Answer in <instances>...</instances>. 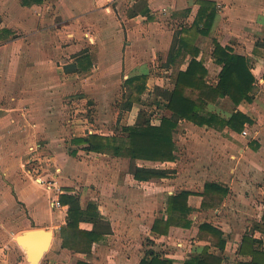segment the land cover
Returning a JSON list of instances; mask_svg holds the SVG:
<instances>
[{
  "label": "crops",
  "instance_id": "0c3cea01",
  "mask_svg": "<svg viewBox=\"0 0 264 264\" xmlns=\"http://www.w3.org/2000/svg\"><path fill=\"white\" fill-rule=\"evenodd\" d=\"M210 1L212 26L194 39L185 31L199 12L198 0H0V264H140L152 252L184 264L204 245L221 264H264V0ZM183 36L194 39L192 49L189 43L181 47ZM216 42L247 57L255 77L253 99L235 106L229 97L219 98L204 114L229 118L241 111L251 120L241 131L179 119L176 159L165 163L87 152L73 143L93 131L78 124L87 120V110L71 111V105H107L110 118L117 92L129 89L127 101L128 80L138 75L149 76L142 101L151 93L156 99L157 88H174L193 49L208 71L206 82L216 85L222 70L214 60ZM136 105L126 125L136 123ZM171 115L157 108L151 124ZM36 143L43 156L30 174L25 162ZM181 148L204 150V162L180 164ZM134 164L169 172L139 181L131 172ZM38 171L51 187L34 179ZM207 183L220 185L225 194H205ZM183 190L190 192L191 226L171 225L166 234H156L152 226L166 217L168 197ZM65 193L77 195L83 209L89 202L97 206L98 223L80 222L81 229L99 236L89 250L64 246ZM55 198L60 207L52 205ZM203 222L222 231V249L199 238ZM34 228L52 233L37 263L16 240ZM245 236L251 240L245 243Z\"/></svg>",
  "mask_w": 264,
  "mask_h": 264
},
{
  "label": "trees",
  "instance_id": "16d2710c",
  "mask_svg": "<svg viewBox=\"0 0 264 264\" xmlns=\"http://www.w3.org/2000/svg\"><path fill=\"white\" fill-rule=\"evenodd\" d=\"M43 0H24L25 3L42 2ZM200 9L194 23L185 34L193 33L194 39L199 33L208 34L215 17V3L210 0H198ZM194 39L183 36L180 39L181 47L193 48ZM198 50L191 51L192 59L185 71H178L174 78L173 89L157 88V98L151 100V104L157 108H166L172 111L171 117L163 116L160 125H152V114H147L144 109H139L138 118L133 125H124L122 133L103 134L98 131L89 133L87 136L76 137L73 143L81 145L87 152L109 154L116 157L130 158L153 162H171L176 159L177 144L174 139V131L179 119H186L198 125L209 124L211 126L230 128L241 131L246 122H250L241 111H234L229 118L220 116L210 111L204 114L208 103H215L219 98L229 97L235 106L243 100L251 101L254 90L255 77L250 70L246 56L229 51L227 46L215 43L214 60L222 66L219 80L216 85L208 84L205 80L208 73L203 60H197ZM148 75H138L130 78L128 84L130 94L126 101L127 110L134 103L143 104L142 94L146 90ZM76 153V151H73ZM131 172L135 179L147 181L165 177L169 170L134 164ZM226 190L215 183L205 185V194L220 196ZM189 191H181L170 195L167 201L166 217H157L153 223L152 231L156 234H166L171 225L189 227L192 220L189 214L192 208L188 205ZM222 196V195H221ZM63 204L69 206L67 225L62 229L64 246L74 250H89L93 240H96V231L80 228V222L91 220L99 222L97 206L89 202L83 209L80 198L75 194L65 193L60 198ZM199 238L209 240L219 248H223L225 241L222 231L208 222L199 225ZM250 237H244L243 241H250ZM245 243L242 244L243 248ZM242 250V249H241ZM256 255V252H253ZM261 255L262 253L259 252ZM258 254V255H259ZM140 264H173V260L161 257L158 253H150L149 257L142 259ZM184 264H221V257L210 251V245H204L197 257L187 259Z\"/></svg>",
  "mask_w": 264,
  "mask_h": 264
},
{
  "label": "rangeland",
  "instance_id": "374dc122",
  "mask_svg": "<svg viewBox=\"0 0 264 264\" xmlns=\"http://www.w3.org/2000/svg\"><path fill=\"white\" fill-rule=\"evenodd\" d=\"M165 81L167 85L171 86V82H172L171 79L165 80ZM124 90H127V92H125ZM128 93H129V89H125V88L123 90H121V88L119 89V92H117V97L115 98V102L111 105L112 113L110 114V118L106 117V114H105L106 112L105 110L108 107L107 105L104 110H101L100 108L96 109L95 106L97 105H94V103L93 104L87 103V104L71 105V107H69L70 108L69 110L74 111L75 109L80 110V109L85 108L88 112L87 117H85L87 118V120H84L83 122H78V124H84L88 127H91V130L93 132L94 131L105 132V133L108 132L109 134L122 133V127L126 125L129 121H131L127 118L128 116L127 113H129L130 110H127V105L125 102ZM152 96L155 97L152 93L148 94L147 99L143 101V104L136 105V108L134 109L133 113L138 112L139 111L138 109H144V111H146L147 114H152L153 112H155L156 108L154 104L153 105L151 104V100L154 99ZM77 115H80V113H78ZM117 115L120 116L118 120L116 118ZM121 118H123L122 121H121ZM67 123L68 125L70 124L69 121H66V124ZM70 128H71V124H70ZM202 151L200 150L199 152L194 151L190 153L189 151L181 148L177 151L178 160L180 161V164H186V165L191 162H196V163L201 162L202 163L204 162V160L201 159V156L206 155ZM40 155L41 157L43 156L42 154ZM47 177L50 179V175Z\"/></svg>",
  "mask_w": 264,
  "mask_h": 264
},
{
  "label": "water",
  "instance_id": "95a60500",
  "mask_svg": "<svg viewBox=\"0 0 264 264\" xmlns=\"http://www.w3.org/2000/svg\"><path fill=\"white\" fill-rule=\"evenodd\" d=\"M52 233L42 228L28 229L18 235L16 240L27 252L28 260L37 263L48 249Z\"/></svg>",
  "mask_w": 264,
  "mask_h": 264
},
{
  "label": "built area",
  "instance_id": "2783aa9c",
  "mask_svg": "<svg viewBox=\"0 0 264 264\" xmlns=\"http://www.w3.org/2000/svg\"><path fill=\"white\" fill-rule=\"evenodd\" d=\"M40 145L38 143L36 144H33V145H30L29 146V157L26 159V162H25V165L27 167H25V170L27 171V173H30L32 172V170L35 169H39L40 168V165H38L37 162L40 161V155H38V151H39V148ZM34 179L41 185L45 186V187H51V183L49 180L47 179H44L43 178V175H41V172H36L35 175H34ZM52 205L53 206H57V207H60L61 204H60V201L58 198H55L53 201H52Z\"/></svg>",
  "mask_w": 264,
  "mask_h": 264
}]
</instances>
